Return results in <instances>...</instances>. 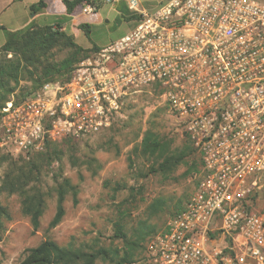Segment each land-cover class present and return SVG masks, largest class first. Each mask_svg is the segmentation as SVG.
Wrapping results in <instances>:
<instances>
[{"label":"built area","instance_id":"obj_1","mask_svg":"<svg viewBox=\"0 0 264 264\" xmlns=\"http://www.w3.org/2000/svg\"><path fill=\"white\" fill-rule=\"evenodd\" d=\"M114 0L84 2L96 11ZM133 28L0 114V144L44 150L92 136L151 91L200 165L183 207L145 242V264H264V0H128Z\"/></svg>","mask_w":264,"mask_h":264},{"label":"rangeland","instance_id":"obj_2","mask_svg":"<svg viewBox=\"0 0 264 264\" xmlns=\"http://www.w3.org/2000/svg\"><path fill=\"white\" fill-rule=\"evenodd\" d=\"M139 1L143 7L152 9L168 0ZM116 2H106L98 8L104 20L92 26L91 40L82 29L76 39L72 38L84 52L62 38L49 50L44 63L59 66L63 60L75 58L74 68L89 51L92 54L96 51L94 48L99 50L102 47L92 42L103 45L128 33L132 29H129L130 22L131 25L134 22L123 20L119 26L116 25L117 19L121 18ZM51 22L53 20L43 19L33 23L39 27ZM65 26V32L70 35V26ZM5 39V30L0 28V43ZM36 76L39 73L35 68L28 66L21 72L16 84L11 82L15 90L6 95L0 94V114L6 100H21L42 86L32 79ZM50 77V81L63 84L68 75L61 69ZM151 120L156 121L153 123ZM149 126L171 140L174 148L187 141L183 126L165 108L161 98L151 91H144L130 94L112 123L92 136L50 139L44 150L30 153L14 152L0 144V201L11 214L10 218L4 219V230L0 234L1 264H17L27 249L45 239L84 252L100 248L109 250V255L98 257L95 264H145L142 255L148 235H144L143 239L137 238V235L142 227L160 229L175 211L179 200L190 193L192 179L187 170L196 157L191 155L186 165L180 166L168 177L151 173L152 158L140 156L136 151ZM22 174L18 182L23 188L29 192H41L44 196V212L37 230L33 229L30 217L23 212L22 193L8 189L10 183L7 180L16 181L17 176ZM63 178H69L78 187V202L74 203L72 192H68L64 200L65 215L57 226L50 228V221L58 207L57 188ZM157 198H163L166 204L163 210L153 215L148 206ZM258 208L264 211V185ZM119 223L124 227L126 238L117 236ZM134 241L138 245L133 251L130 243ZM127 251L134 253L133 262L122 261Z\"/></svg>","mask_w":264,"mask_h":264},{"label":"trees","instance_id":"obj_3","mask_svg":"<svg viewBox=\"0 0 264 264\" xmlns=\"http://www.w3.org/2000/svg\"><path fill=\"white\" fill-rule=\"evenodd\" d=\"M83 1L89 2L92 0H63L67 7V14L62 17H57L53 22L44 26L38 27L32 22L26 27L18 30L12 31L4 28L6 42L0 47V94L6 95L14 91L15 86H13L11 82L16 84L19 81L21 72L26 70L28 66H33L39 73L38 77H32L34 82H40L38 86H43L46 82H49L51 80L50 76L54 72H59L61 69L67 73L68 78L70 77L73 63L76 60L75 58L63 60L59 65L60 67L57 64H45L44 62L48 58L49 50L62 38L67 39L70 45L84 52V49L73 41L74 36L70 34L71 37L65 32V23L71 19V14ZM43 6H45V4L41 1L38 4H32L30 8L33 13H37ZM128 17L131 20L135 18L132 13ZM78 28L84 30L87 35L90 32V24L88 23H82ZM94 49L98 50V47ZM89 52L86 54V57L89 55ZM9 53L12 54L11 57L7 56ZM43 57L46 58L43 59ZM8 101L6 100V103ZM6 103L1 107L3 108ZM154 121L156 120H151L153 123ZM185 136L187 138L186 143L181 147L174 148L171 140L165 139L152 126H149L144 131L136 151L139 152L140 156L152 158L151 173H160L165 177L172 175L180 166L186 165L189 157L194 154L196 157L193 163L188 166L187 170L192 176L194 172L198 170L200 159L192 141L186 134ZM22 176L23 174L17 176L16 181L7 180V182L10 183L8 189L11 192L20 191L22 193L23 212L30 217L33 229L37 230L40 227L41 217L44 212V196L41 192H29L26 188H23V185L18 182ZM57 192L58 207L55 215L50 221V228L57 226L62 221L65 215L64 200L68 192H72L74 203L78 202V187L74 185L69 178H63L62 182L58 185ZM165 204L166 201L163 198L155 199L148 206L150 214H157L159 211L163 210ZM182 207L183 200L180 199L171 216L181 210ZM10 216L9 209L0 201V234L4 230V219L10 218ZM117 226V236L126 238L127 234L122 224L119 223ZM158 230V228L152 226L148 229L142 227L141 233L137 235V238L143 239L145 238L144 235H148L147 237H149ZM137 245V242L134 241L130 243V248L134 251ZM108 255L109 250L106 248H100L94 252H84L82 250L62 246L55 240L45 239L37 246L27 249L24 257L17 264H95L98 257H106ZM122 261L124 263L133 262L134 253L127 251L122 257Z\"/></svg>","mask_w":264,"mask_h":264},{"label":"crops","instance_id":"obj_4","mask_svg":"<svg viewBox=\"0 0 264 264\" xmlns=\"http://www.w3.org/2000/svg\"><path fill=\"white\" fill-rule=\"evenodd\" d=\"M41 1L44 2L45 6L41 7L37 13H33L30 8L31 5L38 4ZM84 2L86 1H83L75 8L73 13L71 14V19L65 24L70 26V34L73 35L75 39L77 37V33L80 30L78 26L82 23L90 24L89 34L87 35L86 32L84 30L83 31L87 35L89 40H91L92 26L95 24H99L104 20L103 16L98 13L99 9L102 8L104 4H101L98 10L86 13L83 11ZM116 7L121 17L117 19L118 24L116 25L119 26L123 20L130 22L131 19L128 16L131 15V11L129 10L128 0H117ZM66 14L67 7L64 4L63 0H0V28L2 29L6 28L12 31L18 30L26 27L34 21H42L43 19L54 20L57 17H62ZM133 26L134 25H131L130 22L129 29L133 28ZM117 38L109 41L106 44H109ZM5 42L6 39L3 43H0V47ZM92 44H96L97 46L106 45L97 44L95 42H92Z\"/></svg>","mask_w":264,"mask_h":264}]
</instances>
